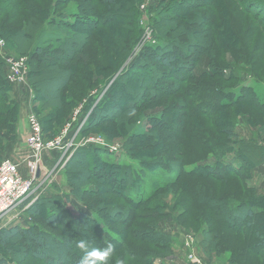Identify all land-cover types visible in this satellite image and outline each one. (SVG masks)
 Listing matches in <instances>:
<instances>
[{
	"label": "trees",
	"instance_id": "obj_1",
	"mask_svg": "<svg viewBox=\"0 0 264 264\" xmlns=\"http://www.w3.org/2000/svg\"><path fill=\"white\" fill-rule=\"evenodd\" d=\"M71 1L77 4L76 9H66ZM20 2L11 9L13 14L20 11L26 12L27 16L30 14L32 18H39L34 22L38 30L31 34L32 39H35L34 47L27 57V64L31 69L29 76L35 91V101L31 107L33 110L36 109L38 100L48 103L57 95L58 90L60 104H69L68 100L73 96L64 94L63 90H66L67 82L75 76L76 65L87 64L90 35L95 31H107L109 28L110 38H122L117 43L124 56H128L133 46L138 44L141 33L138 36L137 30L131 28L133 25L129 21L136 15L134 0H46L44 8L32 1ZM163 2L160 0L154 9L156 17L151 24L154 40L157 42L154 45L148 43L134 65V68H145L147 71L146 67H151L152 70L150 78L146 77V71L136 75L137 77L158 82L156 85L163 84L165 91H162L164 98L159 103L162 108L158 114L160 117L142 114L134 117L137 111L136 100L145 99V92H153L149 96L151 103L159 100L156 96L157 86L143 80L137 84V88L131 89L133 80L129 81V78H135V73L130 71H124L120 78V81H124L119 85L129 94L138 97L127 106L131 109L130 114L128 113L130 116L126 114V120L135 118V124L129 126L131 136L123 144V150L131 160H139L140 171L128 164L107 161L108 152L98 145L84 144L78 147L60 171L64 173V185L68 191H63L57 183L51 182L24 210V215L30 220L27 225L17 224L0 230V264H10L12 245L18 246L17 252L21 253L22 260L29 258L43 264H71L70 258L76 252L71 237H75V233L87 237L86 241L91 247L103 249L112 245L114 252L108 264H116L118 259H124L125 264H165L173 256L174 245L172 237L159 229V223L175 219L181 227L189 230L184 222L190 218L198 225L197 234L202 236L200 248L203 252H227L230 264H264V258L258 251L264 244V197L258 196L248 186L251 169L264 162V100L260 99L253 86L246 88L243 93L222 91L221 83L229 81L231 76L227 77L222 73V62L216 63L219 53L208 46V36L197 37L194 42L188 43V51L183 52L184 58L178 62L179 55L175 54L176 44L173 38L183 35L181 25L175 23V16L181 15L167 9ZM211 2L212 0L209 5ZM247 4L250 13L262 17L264 0H253ZM100 7L105 8L101 10V14L97 13V8ZM125 15L129 19L120 21L119 18H125ZM27 16L24 22L32 25L31 17ZM202 17L199 20L205 19L204 23L207 20L212 40L214 31L210 26L215 22L214 17ZM16 22L10 21L11 31H0L1 39L11 50L14 49L12 44L17 38L26 36V32L20 29L16 31ZM217 31H222L220 26ZM99 43L105 50V42ZM217 43L220 49L227 50L223 43ZM206 44L208 48L205 47ZM204 48L210 54L204 52ZM239 56L235 58L238 60ZM185 57L189 59V64ZM204 59H209L211 73L202 71L196 75L194 70ZM56 65L63 68L58 72L62 77V80L59 77L61 83L55 77L57 81H54L53 88L56 95H42L44 83L40 78H44L43 74H46L44 71L42 73V66L56 72ZM3 68L4 62L0 58V117L4 118L2 121L6 127L5 133L0 131V163L5 159L1 160L9 144L17 138L19 118L17 111L13 114L16 102L12 100V104L6 106L11 98L3 90L6 81ZM173 72L177 73L176 80H169V75ZM80 75L82 79V74ZM97 85L94 84L96 87ZM116 88L117 86H113L111 91L117 92ZM117 94L111 93L106 97L103 95L105 98H101V106L97 104L88 114L80 133H87L111 120L114 121L113 124L120 122L117 118L123 109L120 105L114 109ZM82 99H75L74 106ZM241 107L263 116L262 119H257L259 116L250 112L241 114L242 122L254 129L258 137L246 140L237 134L235 128L238 116L229 111L235 112ZM37 114L43 140L53 139L63 127H57L59 123L55 120L58 114L57 104L52 105L47 116L42 117L38 111ZM166 116L173 120L170 129L175 130L174 133L171 132L173 135L161 131L160 122H164L163 118ZM144 117L151 124L146 134L142 133L137 123ZM259 124L261 127L257 128ZM75 127L76 125L72 131ZM160 145L162 149L150 156L154 159L146 158L143 161L136 157L141 148L144 152H149L148 149ZM54 152L62 156L61 151ZM173 167L176 168V177L171 181L162 186L154 184L150 190L145 189L141 179L145 170L150 172L158 168L169 172ZM175 186L179 187L183 198L177 203L180 212L171 217L165 213L166 210L173 209L163 193L173 190ZM106 196H110L111 203L106 202ZM121 203L123 205L120 206ZM139 241L149 249L137 247L135 244ZM23 244L25 250H19ZM12 260L14 261L13 258Z\"/></svg>",
	"mask_w": 264,
	"mask_h": 264
},
{
	"label": "rangeland",
	"instance_id": "obj_2",
	"mask_svg": "<svg viewBox=\"0 0 264 264\" xmlns=\"http://www.w3.org/2000/svg\"><path fill=\"white\" fill-rule=\"evenodd\" d=\"M20 1L26 0H0V31L4 33L7 29L11 31L9 27V23L11 20H16V25L18 29L21 31L26 32L25 37L17 38L13 46V50L8 49L5 41L1 39L0 37V58L4 62V68L3 71L5 73V78L7 75V67L5 59L12 57V58H19L24 57L26 58L29 56L30 52L33 50L34 47V41L35 39H32V35L35 31L38 30V27L34 25L35 21H38L39 18L25 15L24 12L18 11L17 13L11 10L15 7L16 4H18ZM32 1V3L41 5L42 8L45 6L46 0H28ZM133 1V0H132ZM160 0H134V7H135V17L132 16L130 19L128 18V15H125V18H119L127 20L129 19L130 23L133 25L131 28H135L139 32L140 37L138 40V44L132 48L131 53L128 56H124L121 54L120 45H118V41L122 38H110L109 37V28L107 31H104V29L95 31L90 35V42L88 46V61L87 64H81L77 66V71H75V76L72 78V80H69L66 84V90L63 92L64 94L69 93L73 98L68 100V105H62L60 104L58 100V93L55 94V90L53 88V85L55 84V77L58 78V81L62 80V77L58 74L59 71H62L61 65H56L57 68L55 71H50L47 67L44 68L42 66V73L43 71L46 74H43L44 78H40L43 80L44 87L41 88L42 95L43 94H53L55 96L53 99H50L48 103L41 102L42 99L38 100L36 102V109L34 110L32 107V102L35 101V91L33 89V86L31 84L30 79V66L27 64V69L24 74V80L20 82L15 83H9L7 81L4 82L3 90L8 93L9 97L11 98L9 103L7 102L6 106H9V104H12V100L17 103V107L15 109V103L14 105V111L13 114H18V117L20 116L21 110L25 112V118L27 121L28 115L30 113L37 114V111L40 113L42 117L47 116L48 110L52 109L53 104H57L58 108V114L55 118L57 120L56 122L59 123V126L65 127L67 125L76 110L79 111V119L82 118L83 115L87 114L86 117H88V114L91 113L92 109L99 104L101 106L102 100L106 97V95H111V93H118L117 94V105L114 109L117 108V106L120 105V108L123 109L121 111L120 116H118L117 119H120L119 123L113 124L114 121H109L108 123H105L103 126H99L98 128L91 129L87 133H77L74 132L73 135L70 138L74 139V143H76L75 150L82 146L79 144L86 140L89 137H98L102 139L106 146H102L108 154H106V160L109 162L114 161L115 163L121 164H128L131 165L133 168H136V171H140L141 168H139V160H131L128 158L123 150V144L126 142L127 139L130 138L131 133L129 131V126L133 123L135 124V118H130L129 120H126V114L130 116V107L127 108V106L134 102V100L138 97H136L133 94H129L126 92L123 88L119 87L120 82L124 81L121 78V75L124 73V71H130L135 73V78L130 77L129 81H132L131 89L137 88V84L140 81H147L150 85L157 86L159 96L156 94L157 97H159V100H154L153 103L150 102L149 96L152 95V93L145 92V99L140 98L139 100H136V112L134 117H138L139 114H142V116H159L158 114L162 110L161 106L159 105L161 98H164L163 92L165 91L163 88V84H158V82H152V80L147 79L145 80L144 77H137L136 75L144 74L145 68H134L135 62L139 58L138 56L143 53L145 50V46L148 43H151L154 45L157 41L154 40V32L151 29V24L154 21V18L156 17L154 9L159 5ZM164 1L163 4L167 9H170V11H174L181 16H175L177 24H180L182 27L183 35L178 37L176 36L173 38L176 44L175 48V54H178L177 61H181V59L184 58V53L188 51V43L194 42V39L197 37H204L208 36V46L212 47L213 50L215 49L216 52L219 53V58L216 59V63L222 62V73L231 78L227 82H222V91H236L243 93L244 90L250 86L254 87L255 92L258 94L261 100H264V14L261 16H254L253 13L249 12V5L248 2H252L253 0H212L211 5H209L210 0H162ZM16 2V3H15ZM21 3V2H20ZM7 5V6H6ZM11 5V6H10ZM76 3L74 1L69 2L66 5V9H76ZM46 7V6H45ZM161 7V5H160ZM159 7V9H160ZM21 8V7H20ZM189 8V10L187 9ZM105 10L104 7L97 8V13H102L101 10ZM153 9V10H152ZM158 9V10H159ZM254 9V8H251ZM20 10V9H19ZM114 13V11L112 12ZM13 15L15 17H13ZM113 15V14H112ZM172 15V12L170 13V16ZM176 15V14H175ZM207 15H212L214 17V23L212 24L211 29H213L214 34L212 36V40L209 36V29L208 22L206 20V23H204L203 19L202 21L199 20L202 16L205 18ZM27 17H31L32 25H29L28 22H24V19ZM138 16V17H137ZM202 17V18H203ZM17 18V19H16ZM137 18V19H136ZM157 19V18H156ZM197 21V22H196ZM136 22V23H135ZM195 22V23H193ZM174 23V22H173ZM204 23V24H203ZM221 27L222 31H217V27ZM139 29V30H138ZM148 30V31H147ZM146 31L148 35L146 34ZM137 36V38H138ZM120 37V36H119ZM104 41L106 44L105 50H103L100 46V43L98 42ZM114 39V41H113ZM217 41L221 44L223 43L226 47L224 49H227L226 51L223 49H220L217 45ZM105 47V45H104ZM207 47V44L205 45ZM208 48V47H207ZM204 48V52L207 54H210L208 52V49ZM18 49L19 51H14ZM120 51V53H119ZM190 51V50H189ZM184 52V53H183ZM241 54V55H240ZM240 55V56H239ZM237 60L235 57H238ZM192 58V55H191ZM186 59V57H185ZM184 59V60H185ZM183 60V61H184ZM186 61L189 59L187 58ZM150 62V61H149ZM209 59L201 60L197 67L194 70V73L198 75L202 71H208V73H211L209 69ZM184 63V62H183ZM181 64V63H180ZM187 64V65H188ZM75 66V65H74ZM226 66V67H224ZM147 71L145 73L148 74L146 76L147 78H150L149 75H151L152 70L151 67H146ZM149 68V69H148ZM153 68H156L153 65ZM158 69V68H157ZM159 70V69H158ZM160 71V70H159ZM50 72V73H49ZM162 72V70H161ZM82 74V79L79 77ZM175 74L177 73L173 72L170 74L169 80H173L175 78ZM78 75V76H77ZM162 75V74H161ZM60 77V80H59ZM138 78V79H137ZM127 79V78H126ZM135 79V80H134ZM57 81V80H56ZM163 81V78H162ZM168 82V80L166 79ZM214 81V80H213ZM137 82V83H136ZM57 83V82H56ZM61 83V81H60ZM59 83V84H60ZM127 83V81H126ZM169 83V82H168ZM97 85L96 86H94ZM172 84V83H170ZM52 85V86H51ZM117 86V92L111 91L113 89V86ZM96 87V88H95ZM45 88V89H44ZM95 88V89H94ZM129 89V88H128ZM204 89V87H203ZM115 90V89H114ZM111 91V92H110ZM110 92V93H109ZM105 97H104V96ZM84 98V99H82ZM103 98V99H101ZM135 98V99H134ZM75 99L82 101H78L76 105L74 106ZM210 99H214L210 97ZM149 100V101H147ZM85 101H87L85 103ZM210 101V100H209ZM23 102H26L27 105L30 107L28 111L25 109V105H23ZM43 103V104H42ZM1 104V101H0ZM126 108V109H125ZM75 109V110H74ZM36 110V111H35ZM89 112V113H88ZM243 112H250L255 116H259L260 119L263 117L259 113H257L254 110L248 109L246 107L238 108V111L233 112L232 110L229 111V113H235L237 115V125L235 130H238L241 132L243 130L244 123L242 122V116L241 114ZM129 113V114H128ZM38 115V114H37ZM160 117V116H159ZM0 117V131L5 133L6 127L3 124V121ZM68 119H70L68 121ZM256 119V120H257ZM262 119V118H261ZM19 120V118H18ZM125 120V121H124ZM164 122H160L162 127L161 131H164V133H171L175 132V130L170 131L171 129V123L172 119H170L168 116L166 118H163ZM138 125L140 126V129L145 134L150 130V123H148V119L146 117L143 118V120H139ZM136 123V124H137ZM28 124V123H27ZM169 124V125H168ZM204 124V123H203ZM208 127V125L204 124ZM61 126V127H62ZM63 127L59 130V132L55 135L58 136ZM174 127V126H173ZM257 128L261 127V124L259 126H256ZM18 133V123H17V129ZM76 131V130H75ZM171 135H173L171 133ZM264 135V134H263ZM256 137L257 134H255ZM264 137V136H263ZM143 138V137H142ZM173 138V137H172ZM18 141V134L15 141L11 142L9 144V151L10 153H13L14 151V145H16V142ZM68 141V140H67ZM138 141H140V138H138ZM136 144L138 142L135 141ZM97 145V144H93ZM78 146V147H77ZM100 146V145H98ZM108 146L117 147L116 151H112L108 148ZM101 147V146H100ZM166 147V146H163ZM73 149V148H72ZM71 149V151H72ZM161 145L156 148H150L149 152H144L141 148L138 152V155L136 156L138 159L143 160L146 158H151L150 156H153V154L156 153L157 150H160ZM164 149V148H163ZM74 150V151H75ZM58 151V150H55ZM73 151V152H74ZM143 151V152H142ZM167 151V149H166ZM30 153L28 152L27 155ZM169 155V154H168ZM30 157V156H29ZM71 156H69L70 158ZM4 158H9L10 156L3 155L1 160ZM68 158V159H69ZM65 159V154L62 152L61 161L62 164L58 168L59 175L58 178L56 176L57 184L62 188V190H67L66 186L64 185L65 176L64 173L60 172L62 168H64L65 163L63 164V161ZM154 159V158H151ZM54 160V159H53ZM202 162V164H204ZM175 172V173H174ZM141 179L144 181V187L146 190H150V188L155 185L162 186L163 183H167L169 180L171 181L174 177H176V168L173 167L172 170L169 172L165 171L164 169H156L153 171L145 170V174H141ZM63 179L62 181H59V179ZM49 184H45L40 189L41 191L45 189ZM45 187V188H44ZM39 191V190H38ZM38 193V192H37ZM40 193V192H39ZM162 194V193H161ZM163 196H165L166 200L169 202L170 206L173 210H166L165 213L170 215L171 217H175L180 212V207L177 205L179 200L183 198V195L179 193V187L175 186L173 187V190L165 191L163 193ZM110 196H106V202L111 203ZM28 201V199L19 206L15 211L12 213H9L7 216V219L0 220V230L3 228H8L13 225H27L30 220L26 215H24L23 206H25ZM123 205L122 203L120 206ZM149 205V204H148ZM155 207V206H154ZM175 208V209H174ZM72 209V207H71ZM5 218V217H4ZM187 221V220H186ZM184 222L190 229L188 230L187 227H181L180 224L174 219L172 221H161L159 223V229L172 237L173 239V256L169 257L167 262L165 261V264H186L187 255L189 253L190 248H187L185 246L187 241L188 234H191L195 237V239H198L197 231L198 225H195L193 220L190 218L187 222ZM187 230V231H186ZM57 233H60L59 230H57ZM75 237H71L72 243L76 249L75 255L73 258H70L72 263L71 264H80L81 257L83 256L82 250L76 247V244L79 240H87V237H84L83 234L75 233ZM59 236V234H58ZM60 237H62L60 235ZM202 237V236H201ZM92 239V236H91ZM20 241V240H19ZM93 241V240H92ZM197 241V240H196ZM93 245V244H92ZM140 249H149L147 245L144 243H141L140 241L135 244ZM91 247V246H90ZM196 249L198 248V244L195 242ZM18 246L12 245L10 247L11 258H10V264H43V262H37L34 260H31L29 258H25L22 260L20 258V254H18ZM19 250H25V245H21L19 247ZM73 251V250H72ZM75 251V250H74ZM227 253V252H224ZM13 254V255H12ZM203 255L210 261L209 256H211V252L203 253ZM14 259V261L12 260ZM154 264H158V262H155Z\"/></svg>",
	"mask_w": 264,
	"mask_h": 264
},
{
	"label": "built area",
	"instance_id": "obj_3",
	"mask_svg": "<svg viewBox=\"0 0 264 264\" xmlns=\"http://www.w3.org/2000/svg\"><path fill=\"white\" fill-rule=\"evenodd\" d=\"M148 31V30H147ZM146 31V34L148 35ZM7 81L15 83L23 81L24 74L27 69V61L24 57L6 58ZM79 111L76 110L71 121L63 127L58 136L51 140L44 141L42 138V128L37 116L30 113L27 118L29 127V135L26 139V145L30 152V158L27 163L28 175L24 176L19 171L18 165L9 158H5L0 163V220H3L9 213L15 211L29 197H31L37 189H41L44 182L41 181L40 174L36 176L40 170V160L42 154L50 151H61L65 154L63 164L72 155L75 150L76 143L70 138L74 132L80 133L87 117L78 121ZM76 125V127L72 128ZM76 130V131H75ZM68 140V141H67ZM97 144L106 146L105 142L98 137H89L82 141L80 145ZM78 147V146H77ZM73 148V149H72ZM112 151H116L117 147L108 146ZM72 149V151H71ZM62 164V162H61ZM185 246L189 250L186 264H209L208 261L198 254L195 247L196 239L188 234Z\"/></svg>",
	"mask_w": 264,
	"mask_h": 264
},
{
	"label": "crops",
	"instance_id": "obj_4",
	"mask_svg": "<svg viewBox=\"0 0 264 264\" xmlns=\"http://www.w3.org/2000/svg\"><path fill=\"white\" fill-rule=\"evenodd\" d=\"M23 105H25V109L27 111L28 109H30V107L27 105L26 102H23ZM236 132L241 138L246 140L251 137H254L256 134L255 130L248 127L247 125L243 126V130H241V132H239L238 130H236ZM28 135H29V127L25 118V112L21 110L18 120V141L16 142V145H14V151H12L13 153H10L8 146L5 151V155L10 156V159L18 165L19 171L24 176L28 175L27 163L30 158L29 157L30 154L25 157V155L29 152V149L26 145V139ZM258 142L259 144L262 145L260 141ZM61 162H62L61 156L57 152L50 151L42 154L40 160L39 174L41 181L44 182L43 185L50 184L51 182L57 183L56 176L60 174L59 173L60 169L58 168L61 166ZM249 175L250 177L248 180V186L253 188L258 196L264 197V162H261V164L251 169ZM62 180H63L62 178L59 179V181ZM64 191H68V189ZM39 192H41V190L37 189V191L31 197L28 198L29 203L26 206H23L22 210H25L31 203L34 202V200L38 197ZM7 217L8 216H6L4 219H7ZM196 240H197L196 243L198 244V248H197L198 254L202 255L205 259H207L203 255L204 252L200 248V242L202 240L201 235H199L198 239ZM258 251H260L261 255L264 258V244L260 246ZM229 256H230L229 253L211 252V256H209L210 261L208 262L209 264H230Z\"/></svg>",
	"mask_w": 264,
	"mask_h": 264
},
{
	"label": "clouds",
	"instance_id": "obj_5",
	"mask_svg": "<svg viewBox=\"0 0 264 264\" xmlns=\"http://www.w3.org/2000/svg\"><path fill=\"white\" fill-rule=\"evenodd\" d=\"M76 247L83 252L80 264H108L109 259L112 257L114 252L112 245H109L107 248L100 249L90 247L89 242L86 240H79ZM116 264H125V261L124 259H118Z\"/></svg>",
	"mask_w": 264,
	"mask_h": 264
},
{
	"label": "water",
	"instance_id": "obj_6",
	"mask_svg": "<svg viewBox=\"0 0 264 264\" xmlns=\"http://www.w3.org/2000/svg\"><path fill=\"white\" fill-rule=\"evenodd\" d=\"M39 175V170L37 171V174H36V176H38Z\"/></svg>",
	"mask_w": 264,
	"mask_h": 264
}]
</instances>
